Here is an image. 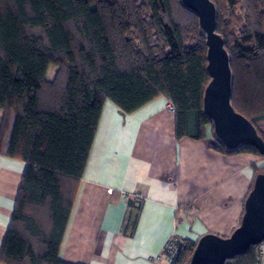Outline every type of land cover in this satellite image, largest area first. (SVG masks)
Listing matches in <instances>:
<instances>
[{"label": "trees", "instance_id": "16d2710c", "mask_svg": "<svg viewBox=\"0 0 264 264\" xmlns=\"http://www.w3.org/2000/svg\"><path fill=\"white\" fill-rule=\"evenodd\" d=\"M210 1L231 106L264 141V0ZM206 49L180 0H0V154L25 162L0 264H68L58 249L105 101L127 115L163 97L177 140H203L210 126L213 149L264 160L214 136L202 102ZM195 243L181 242L171 264H187ZM258 246L223 264H264Z\"/></svg>", "mask_w": 264, "mask_h": 264}, {"label": "crops", "instance_id": "0c3cea01", "mask_svg": "<svg viewBox=\"0 0 264 264\" xmlns=\"http://www.w3.org/2000/svg\"><path fill=\"white\" fill-rule=\"evenodd\" d=\"M169 105L158 97L123 115L105 101L58 249L60 261L171 264L159 255L172 237L195 243L207 233L228 237L238 225L264 160L213 149L211 128L203 140H177ZM3 115L0 110V126ZM24 168V161L0 154V250Z\"/></svg>", "mask_w": 264, "mask_h": 264}, {"label": "water", "instance_id": "95a60500", "mask_svg": "<svg viewBox=\"0 0 264 264\" xmlns=\"http://www.w3.org/2000/svg\"><path fill=\"white\" fill-rule=\"evenodd\" d=\"M198 18L206 41V70L210 81L202 96L203 112L213 125V134L227 150L239 145L264 153V141L231 106V71L224 42L215 29V6L210 0H180ZM240 223L228 237L207 233L195 243L187 264H223L264 241V172L257 173L243 202Z\"/></svg>", "mask_w": 264, "mask_h": 264}, {"label": "built area", "instance_id": "2783aa9c", "mask_svg": "<svg viewBox=\"0 0 264 264\" xmlns=\"http://www.w3.org/2000/svg\"><path fill=\"white\" fill-rule=\"evenodd\" d=\"M169 108H171V104L169 105ZM137 197H139V195H137ZM177 211H178L179 215L184 213L182 208L181 209H177ZM191 214L192 213H189V215H191ZM180 243L181 242H179L177 239L172 237L165 244V246L163 247L164 249L162 250V252H161V254L159 256L165 258L166 260H168L171 263L174 255L176 254V252H177V250L179 248L178 246H179ZM256 256L258 257L259 261H261V262L263 261L264 262V243H261L258 246Z\"/></svg>", "mask_w": 264, "mask_h": 264}, {"label": "rangeland", "instance_id": "374dc122", "mask_svg": "<svg viewBox=\"0 0 264 264\" xmlns=\"http://www.w3.org/2000/svg\"><path fill=\"white\" fill-rule=\"evenodd\" d=\"M47 78L48 79H52L55 75V67L54 66H49L48 70H47ZM208 130V134H210V126L207 127Z\"/></svg>", "mask_w": 264, "mask_h": 264}]
</instances>
